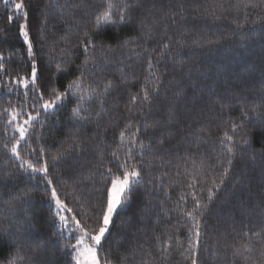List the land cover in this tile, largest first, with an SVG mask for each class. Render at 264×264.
Returning <instances> with one entry per match:
<instances>
[{"label":"trees","instance_id":"trees-1","mask_svg":"<svg viewBox=\"0 0 264 264\" xmlns=\"http://www.w3.org/2000/svg\"><path fill=\"white\" fill-rule=\"evenodd\" d=\"M26 2L35 50L57 88L63 91L81 76L77 66L84 56L77 45L85 30L97 45V66L82 77V94L93 95L84 104L91 122L80 126L72 119L76 98L70 97L55 115L42 116L43 127L36 125L31 144L21 142L22 155L28 158L30 148L40 146L55 154L62 146L69 147V138L75 135L86 140L51 169L62 182L61 198L75 210L79 201L93 202L101 195L104 178L87 177L99 163L100 153L104 164L115 165L111 153L120 148L119 132L126 124L133 126L130 132L140 130L139 139L146 145L134 149L141 179L130 203L114 217L112 237L105 246L113 264L125 258L126 264H191L185 250L193 222L183 213L191 211L197 199L207 204L198 217L200 264H264V243L255 239L251 251L234 255L248 243L245 233L264 236V126L256 115L264 111V3L251 0L257 6L245 7L249 0H138L140 7L130 23L102 25L94 31L95 16L105 0H87L84 8L75 7L78 0ZM66 3L72 7H56ZM73 13L80 31L67 27ZM12 14L11 0L7 6L0 0V55L14 77L25 45L18 36L22 21L9 23ZM164 43H169L168 49ZM149 60L159 78L158 91L147 102L131 104L133 95H143L146 77L149 89L156 86L149 76ZM61 61H70L68 71L56 73ZM107 80L117 87L104 97L97 126L101 106L96 97ZM6 83L11 79L0 75V89ZM23 104V96L0 90V113ZM245 111L248 117L242 116ZM8 119V113L0 115V264H69L65 245L74 241L67 234L59 235L63 230L53 219L47 185L39 173L19 170V161L4 147L10 148L17 135ZM233 125H238L235 133ZM226 131L236 141L231 166L220 143ZM120 156L125 158L123 148ZM225 168H230L228 175L214 187L212 181L219 184ZM209 189L215 193L211 201ZM154 236L172 244L169 254L160 253Z\"/></svg>","mask_w":264,"mask_h":264},{"label":"snow or ice","instance_id":"snow-or-ice-1","mask_svg":"<svg viewBox=\"0 0 264 264\" xmlns=\"http://www.w3.org/2000/svg\"><path fill=\"white\" fill-rule=\"evenodd\" d=\"M8 3L9 0H4L5 6ZM11 3L13 5V14L8 16V21L9 23L14 20L22 21L18 24V36L25 45V55L21 56L19 71L15 73L14 77L5 68V57L0 55V75L11 79V83H6L0 90L23 96L24 104L19 108H6L3 113H0V115L8 113L10 119L7 120V125L12 126L14 133L17 134L11 147L9 148L8 144H5L4 147L8 148L11 155L19 161L17 165L19 170L30 174L39 173L40 181L47 185L46 194L53 205L51 209L53 219L54 221H59V226L63 230L59 235L63 237L67 234L70 241H74V243L69 242L65 245L70 250L71 259L69 264H113V260L110 258V250H106L105 246L108 245V241L112 237L114 217L118 216L120 210L130 203L134 185L141 179L142 170L135 163L134 149L138 147L143 150L146 145L139 139L140 130L135 129L130 132L129 129H132L133 126L126 124L124 129L119 132L120 148H123L125 158L121 159L120 148H118L111 153L115 165L108 166L104 164V154L100 153L99 163L96 165L95 170L89 172L87 177V179H94L95 175L99 174L104 178L101 195L93 202L79 201L75 210L69 207L66 200L61 198L60 184L62 182L56 180L52 175L51 169L59 161L66 159L73 150L84 146L86 140L79 135L72 136L68 141L69 147L64 148L62 146L55 154L49 153L43 146L30 148L28 158L22 155L20 145L21 142L31 144L36 125L39 124V126L43 127L42 116L45 114L55 115L56 111L70 97L76 98V106L72 109V119L80 126H83L85 122H91L89 109L85 108L84 104L87 100H92L93 95L86 97L82 94L85 91L82 77L97 66V45L92 35L86 30L83 31V39L77 45L82 50L81 55L84 56L83 63L77 66L78 70H81V76L71 80L64 90L61 91L55 86L51 76L42 66L35 50V32L31 28L29 21L28 9L30 5L26 0H11ZM261 3H264V0H261ZM52 4H55V0H52ZM248 6L255 7L257 5L249 0V3L245 4V7ZM56 7L67 10L72 5L67 3L63 5L56 4ZM75 7H87V0H78ZM138 7H140L138 0H120L119 5L114 3L113 0H105L103 9L98 11L95 16L93 30L98 31L102 25L118 26L130 23L133 19V12ZM212 14L214 15L215 12L213 11ZM46 24L47 20L45 19L40 27L41 35L45 31L44 25ZM67 27L69 30L75 28L76 31H80V22L75 18L74 13L72 15V23H69ZM65 43L70 46L69 39L66 38ZM162 46L164 49H168L170 45L169 43H164ZM62 50L67 51V49ZM68 63L70 61H61L56 67V73L67 72ZM152 66V62L149 60V76L155 78L156 86L149 89L147 87L149 79L146 77L143 95H133L130 100L131 104L147 102L151 99L152 94L158 91L159 78L155 72L151 71ZM122 80L125 83L127 82L123 77ZM116 87L117 85L112 80L104 81L103 90L96 97L101 106V111L97 113V126H99L100 118L103 116L104 97ZM88 90L93 94L96 92L95 89L91 88V85H88ZM177 94L179 95L180 93ZM253 112H255V109H253ZM256 115L259 117L261 126H264V111L256 112ZM242 116L248 117L249 113L245 111ZM22 117L23 119H20ZM237 127L238 125H233L231 132L235 133ZM241 142L244 144L249 143L248 140H242ZM220 143L225 145V151L229 157L227 164L231 166V157L234 156V145L236 143L234 136L226 131L223 137L220 138ZM229 170L230 168H225L219 184L215 180L212 181L214 187L218 188L223 183V177L228 175ZM30 178L36 179V176L30 175ZM189 187H192V185H189ZM24 195L28 196L30 193L25 192ZM214 195L215 193L212 189H209L207 199L211 201ZM206 207L207 204H203L197 199L193 209L183 213L193 222L191 227L188 228V232L191 234L189 237L190 243L185 250L187 253L185 259L190 260L191 264H200L201 224L198 217L203 214V210ZM245 235L248 237V243H245L242 249H236L234 255L243 256L245 252L251 251V243L254 239L264 243V236L260 232H253L251 236H248L247 233ZM153 239L160 245L159 251L162 255L170 253L172 244L169 241H160L157 236H154ZM101 252H104L105 255L101 256ZM181 254L184 255V253ZM121 264H126V258L121 261ZM144 264H150V261H145Z\"/></svg>","mask_w":264,"mask_h":264}]
</instances>
